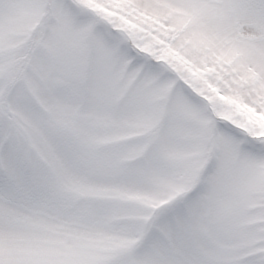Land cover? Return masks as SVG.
I'll return each mask as SVG.
<instances>
[{
	"label": "snow or ice",
	"instance_id": "snow-or-ice-1",
	"mask_svg": "<svg viewBox=\"0 0 264 264\" xmlns=\"http://www.w3.org/2000/svg\"><path fill=\"white\" fill-rule=\"evenodd\" d=\"M0 264H264V0H0Z\"/></svg>",
	"mask_w": 264,
	"mask_h": 264
}]
</instances>
